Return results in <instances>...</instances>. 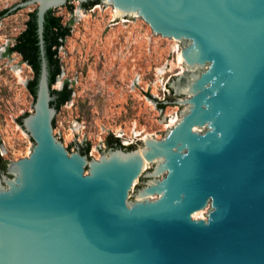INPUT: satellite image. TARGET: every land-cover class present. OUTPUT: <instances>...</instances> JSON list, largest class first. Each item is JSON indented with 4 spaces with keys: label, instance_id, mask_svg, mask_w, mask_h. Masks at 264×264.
Wrapping results in <instances>:
<instances>
[{
    "label": "water",
    "instance_id": "1",
    "mask_svg": "<svg viewBox=\"0 0 264 264\" xmlns=\"http://www.w3.org/2000/svg\"><path fill=\"white\" fill-rule=\"evenodd\" d=\"M69 1L22 0L4 12L36 5L39 69L33 111L20 118L33 145L0 171V264H264V0H99L112 7L106 26L137 16L176 40L185 69L162 100L135 75L130 89L150 99L158 122L177 104L176 122L126 144L107 128L98 158L85 133L66 147L53 134L44 21L66 4L72 31L80 14ZM59 47L54 80L64 73ZM76 74L58 90L73 94ZM114 138L133 147L111 148Z\"/></svg>",
    "mask_w": 264,
    "mask_h": 264
},
{
    "label": "rangeland",
    "instance_id": "2",
    "mask_svg": "<svg viewBox=\"0 0 264 264\" xmlns=\"http://www.w3.org/2000/svg\"><path fill=\"white\" fill-rule=\"evenodd\" d=\"M22 0H0V11ZM74 20L70 34L59 47L57 55L64 73L54 80L50 89L58 90L65 77L73 79V94L59 106L54 115L53 134L58 130L64 146L75 138L80 142L84 133L90 141L88 155L98 158L95 145L105 137L109 128L113 136H119L121 144L142 139L152 133L161 138L169 120L179 109L177 104H166L162 115L166 123L158 122V109L142 91L163 98V85L173 74L184 70L177 58L174 39L152 34L150 26L141 18L128 20L124 25L119 18L115 26H106L112 18V7L103 1L82 9L78 0H70ZM36 8L26 6L0 18V153L5 163L27 156L33 145L23 129L20 118L33 111L34 96L27 82L34 78L33 68L17 52L6 54L15 37L24 29L28 13ZM59 9V10H55ZM102 9V10H101ZM62 23L70 18L66 4L52 8ZM65 49V53L62 50ZM138 76L137 86L130 83ZM105 129L101 130V126ZM122 137V138H120ZM87 172V171H86ZM85 172V173H86ZM205 216V213L199 217Z\"/></svg>",
    "mask_w": 264,
    "mask_h": 264
},
{
    "label": "trees",
    "instance_id": "3",
    "mask_svg": "<svg viewBox=\"0 0 264 264\" xmlns=\"http://www.w3.org/2000/svg\"><path fill=\"white\" fill-rule=\"evenodd\" d=\"M99 0H90L85 3H81V6L85 9L90 8L92 5L99 3ZM7 8L0 11V18L5 16ZM14 12V11H12ZM35 9L28 13V19L25 23L24 29L15 37V41L12 45L6 48V54L17 52L21 55L23 60L27 62L34 70V78L27 82V87L35 98V86L36 78L39 69V48L38 39L36 34V22H35ZM11 13V12H10ZM8 13V14H10ZM70 26L63 24L61 17L53 14L52 9H49L45 14L44 21V40L46 57L50 67V86L54 82L56 75L59 73V64L56 57V50L63 44L64 39L69 35ZM52 93H56L57 97L54 101L56 109L70 98L71 89L65 84L60 90H52ZM165 104H160L163 107ZM54 122V120H53ZM109 147H127L132 148L133 145H121L117 138L113 139V142L108 143ZM88 147L82 148L81 152L87 154Z\"/></svg>",
    "mask_w": 264,
    "mask_h": 264
},
{
    "label": "flooded vegetation",
    "instance_id": "4",
    "mask_svg": "<svg viewBox=\"0 0 264 264\" xmlns=\"http://www.w3.org/2000/svg\"><path fill=\"white\" fill-rule=\"evenodd\" d=\"M5 166V161L4 159L1 157V153H0V171L4 168Z\"/></svg>",
    "mask_w": 264,
    "mask_h": 264
},
{
    "label": "bare ground",
    "instance_id": "5",
    "mask_svg": "<svg viewBox=\"0 0 264 264\" xmlns=\"http://www.w3.org/2000/svg\"><path fill=\"white\" fill-rule=\"evenodd\" d=\"M177 58H178V57H177ZM175 122H176L175 117H172V118L169 120V124H168V126H172Z\"/></svg>",
    "mask_w": 264,
    "mask_h": 264
},
{
    "label": "built area",
    "instance_id": "6",
    "mask_svg": "<svg viewBox=\"0 0 264 264\" xmlns=\"http://www.w3.org/2000/svg\"><path fill=\"white\" fill-rule=\"evenodd\" d=\"M162 100V99H161Z\"/></svg>",
    "mask_w": 264,
    "mask_h": 264
}]
</instances>
